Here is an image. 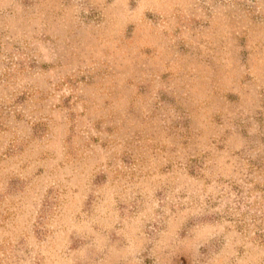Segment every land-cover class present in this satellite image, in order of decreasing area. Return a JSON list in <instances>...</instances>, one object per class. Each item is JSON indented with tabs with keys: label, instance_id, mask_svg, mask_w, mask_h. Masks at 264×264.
I'll return each instance as SVG.
<instances>
[{
	"label": "rangeland",
	"instance_id": "1",
	"mask_svg": "<svg viewBox=\"0 0 264 264\" xmlns=\"http://www.w3.org/2000/svg\"><path fill=\"white\" fill-rule=\"evenodd\" d=\"M0 264H264V0H0Z\"/></svg>",
	"mask_w": 264,
	"mask_h": 264
}]
</instances>
